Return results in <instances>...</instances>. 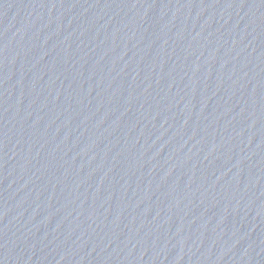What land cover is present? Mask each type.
<instances>
[{
  "label": "water",
  "instance_id": "95a60500",
  "mask_svg": "<svg viewBox=\"0 0 264 264\" xmlns=\"http://www.w3.org/2000/svg\"><path fill=\"white\" fill-rule=\"evenodd\" d=\"M0 264H264V0H0Z\"/></svg>",
  "mask_w": 264,
  "mask_h": 264
}]
</instances>
